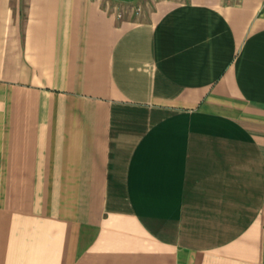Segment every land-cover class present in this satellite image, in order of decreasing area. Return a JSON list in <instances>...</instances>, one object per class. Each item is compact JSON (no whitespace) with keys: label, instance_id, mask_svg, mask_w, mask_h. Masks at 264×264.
<instances>
[{"label":"crops","instance_id":"crops-1","mask_svg":"<svg viewBox=\"0 0 264 264\" xmlns=\"http://www.w3.org/2000/svg\"><path fill=\"white\" fill-rule=\"evenodd\" d=\"M0 264H264V0H0Z\"/></svg>","mask_w":264,"mask_h":264},{"label":"rangeland","instance_id":"rangeland-1","mask_svg":"<svg viewBox=\"0 0 264 264\" xmlns=\"http://www.w3.org/2000/svg\"><path fill=\"white\" fill-rule=\"evenodd\" d=\"M110 1H112L113 3H115L117 5L122 6L124 8L125 12L130 10V9H132V8H134L139 2V0H134L132 2L117 1V0H110Z\"/></svg>","mask_w":264,"mask_h":264},{"label":"flooded vegetation","instance_id":"flooded-vegetation-1","mask_svg":"<svg viewBox=\"0 0 264 264\" xmlns=\"http://www.w3.org/2000/svg\"><path fill=\"white\" fill-rule=\"evenodd\" d=\"M117 1H126V2H132L134 0H117Z\"/></svg>","mask_w":264,"mask_h":264}]
</instances>
